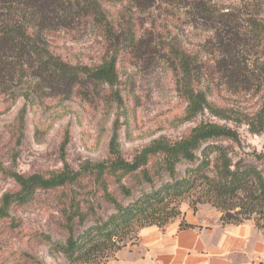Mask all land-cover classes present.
I'll return each mask as SVG.
<instances>
[{
    "label": "trees",
    "instance_id": "trees-1",
    "mask_svg": "<svg viewBox=\"0 0 264 264\" xmlns=\"http://www.w3.org/2000/svg\"><path fill=\"white\" fill-rule=\"evenodd\" d=\"M174 21L210 34L203 51L192 54L182 46ZM165 27L168 30H160ZM89 29L105 47L99 64H72L53 51L52 34ZM156 53L178 73L177 85L190 102V113L196 114L207 104L205 93L196 92V83L219 82L234 93L262 90L264 0L238 4L229 0H0V77L5 76L7 82L27 78L18 92L26 101L20 111L21 127L28 106L50 95L67 99L77 91L89 99L101 86L119 83L122 57L141 59ZM248 123L252 133L264 132V103ZM227 140L239 142L237 133L201 124L172 145L148 149L133 163L127 164L116 152L111 163L96 166L101 173L115 176L118 190L129 202L124 204L104 190L105 201L113 207L108 217L93 216L88 226V213L77 210L67 216L65 256L72 263L105 264L146 227L164 230L180 220V229L194 228L179 207L195 193L198 203H211L220 210L222 225L239 226L253 220L264 233V152L257 155L255 164L241 159L233 163L226 156L213 162L211 155H221L219 143ZM153 157L160 158L159 164L149 168ZM128 175H137L149 190L142 189L135 196L134 189L122 183ZM63 181L23 180L24 191L4 197L0 217L13 204L32 203L38 188H55Z\"/></svg>",
    "mask_w": 264,
    "mask_h": 264
},
{
    "label": "rangeland",
    "instance_id": "rangeland-1",
    "mask_svg": "<svg viewBox=\"0 0 264 264\" xmlns=\"http://www.w3.org/2000/svg\"><path fill=\"white\" fill-rule=\"evenodd\" d=\"M177 22L172 26L182 46L192 54L203 51L210 34ZM98 38L91 29L59 31L51 35V47L69 63L92 66L105 54ZM158 56L122 57L119 83L101 86L89 99L77 91L67 99L50 95L28 106L24 127L20 111L26 101L18 92L27 78L7 82L5 76L0 77V210L6 195L24 191L23 180H64L55 188H38L32 203L13 204L0 217V264H34L35 260L38 264H79L72 263L63 251L69 236L67 216L77 210L88 213V226L93 216L108 217L113 207L105 201L104 190L124 204L129 202L118 190L115 176L96 168L111 163L116 152L130 164L148 149L157 151L180 141L201 124H216L235 131L239 142H220L223 153L212 154L213 162L226 156L233 163L240 159L257 163V155L264 152V132L252 133L248 122L264 103V89L234 93L219 82L196 83V92L205 93L207 104L196 114L190 113V102L177 85L178 73ZM159 161L153 157L149 168ZM179 170L183 173L185 166ZM122 183L131 186L135 196L142 189L149 190L137 175L126 176ZM197 196L184 199L181 212L203 226L222 225L220 210L211 203H198ZM249 222L255 225L253 220L245 223ZM139 233L132 235L127 246L137 243Z\"/></svg>",
    "mask_w": 264,
    "mask_h": 264
},
{
    "label": "crops",
    "instance_id": "crops-1",
    "mask_svg": "<svg viewBox=\"0 0 264 264\" xmlns=\"http://www.w3.org/2000/svg\"><path fill=\"white\" fill-rule=\"evenodd\" d=\"M184 217L194 228L180 229V220L164 230L146 227L135 245L124 247L105 264L264 263V233L253 223L210 228L189 213Z\"/></svg>",
    "mask_w": 264,
    "mask_h": 264
}]
</instances>
